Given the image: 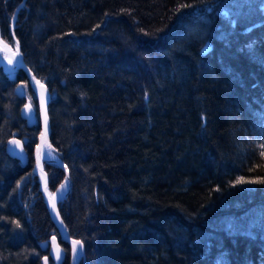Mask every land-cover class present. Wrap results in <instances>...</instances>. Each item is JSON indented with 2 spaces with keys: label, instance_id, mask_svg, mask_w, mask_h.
Here are the masks:
<instances>
[{
  "label": "trees",
  "instance_id": "16d2710c",
  "mask_svg": "<svg viewBox=\"0 0 264 264\" xmlns=\"http://www.w3.org/2000/svg\"><path fill=\"white\" fill-rule=\"evenodd\" d=\"M0 26L51 90L60 211L86 264H264V0H0ZM40 133L29 77L0 67V264H42L59 235ZM45 170L54 191L65 172Z\"/></svg>",
  "mask_w": 264,
  "mask_h": 264
},
{
  "label": "water",
  "instance_id": "95a60500",
  "mask_svg": "<svg viewBox=\"0 0 264 264\" xmlns=\"http://www.w3.org/2000/svg\"><path fill=\"white\" fill-rule=\"evenodd\" d=\"M2 40V30L0 26V41ZM12 54L14 61L9 64L6 63L3 58V49L0 45V67H3L5 71L7 72H13L17 70H23L29 77L30 84L32 87H34L35 91L37 92V98H38V109H39V115L40 120L42 124V131L39 139V144L36 148V154H35V160L36 165L34 168V171L37 175H40V170L44 173V178L40 175V183H41V189L46 197V200L49 204L50 214L51 217L60 233L61 239L64 242H67L71 249H72V257H71V264H81L82 260L86 256V246L85 243L78 238H75L71 235L65 220L61 214L60 211V204L69 197L71 191H72V180L70 172L67 168V165L64 163L62 159H60L55 153L54 155H47V152L49 150L53 151V146L51 143V115H50V102H51V90L48 88V86L43 83L41 80L37 79V77L34 75L33 71L29 68L27 65L24 56L21 52V47L19 44L18 52L17 47L16 49L12 48ZM40 81V84H37L36 81ZM43 85V87H41ZM41 93L44 94V101L43 105L41 102ZM29 106V105H27ZM34 108L31 107V111L28 110V107H24L23 109V116L29 121V123H33V119L35 116ZM45 114L47 116V123L45 124ZM47 129V130H46ZM43 136V139L41 138ZM12 140H18L16 138H12L8 142V151L9 153L16 157L17 159L22 160L24 165H27L29 161V155L27 152V149L25 147V143L22 140H18L21 142L23 151H21V147L18 145H13L10 143ZM13 145V146H12ZM43 161L46 163L48 162H54L61 166V168L65 171V180L62 185H64L63 188L61 186L55 191L53 196L52 203L48 199V188H49V178L46 170L43 167ZM52 249H51V257L54 258V260L57 262V264H62L63 260L65 259V253L61 245L58 243V239L56 236H53L52 239ZM73 241H81L80 245H73ZM48 243V242H47ZM44 245V249L48 247V244ZM57 249L60 253V259H56V252ZM75 249V250H74ZM47 257V261H45V257L42 259L43 264H50L49 256Z\"/></svg>",
  "mask_w": 264,
  "mask_h": 264
},
{
  "label": "bare ground",
  "instance_id": "6f19581e",
  "mask_svg": "<svg viewBox=\"0 0 264 264\" xmlns=\"http://www.w3.org/2000/svg\"><path fill=\"white\" fill-rule=\"evenodd\" d=\"M0 45H1V47H2V49H3V58H4V60H5V62L6 63H9V64H11L13 61H14V58H13V54H12V49H11V47L9 46V45H7L3 40H1L0 41ZM17 47V46H16ZM21 47V46H20ZM30 68V67H29ZM31 69V68H30ZM38 79V78H37ZM36 96H37V92H36ZM37 101H38V98H37ZM34 121H33V123L35 122V116H34V119H33ZM29 122V121H28ZM33 123H30V124H33ZM40 123H41V120H40ZM51 129H52V123H51ZM41 131H42V124H41ZM40 135H41V133H40ZM51 135H52V133H51ZM16 138V139H18V140H22L23 142H26V139L24 138V137H22L21 135H18V134H14V135H12V137H10V139L9 140H11L12 138ZM39 139H40V136H39ZM9 140L7 141V145H6V149H7V153H8V155L10 156V157H12V158H15V159H17L16 157H14V156H12L10 153H9V151H8V142H9ZM38 144H39V142H38ZM13 146V145H12ZM37 146L38 145H36V147H35V149H34V165H36V160H35V154H36V148H37ZM25 147H26V143H25ZM26 149H27V147H26ZM27 152H28V150H27ZM54 153H55V151H54V149H53V151L52 150H49L48 152H47V155H51V154H53L54 155ZM56 154V153H55ZM28 155H29V152H28ZM57 155V154H56ZM58 157H59V155H57ZM60 159H62L61 157H59ZM17 160H19V161H21L22 162V160H20V159H17ZM63 160V159H62ZM29 161H30V155H29ZM29 161H28V163H27V165L29 164ZM64 161V160H63ZM49 163V162H48ZM52 163H54V162H52ZM65 163V162H64ZM22 164H23V162H22ZM55 164H57V163H55ZM66 164V163H65ZM24 165V164H23ZM27 165H24V166H27ZM45 165H46V162L45 161H43V167H44V169H45ZM58 165V164H57ZM60 166V165H59ZM61 167V166H60ZM34 168H35V166H34ZM64 171V170H63ZM35 172V171H34ZM65 172V171H64ZM36 174V173H35ZM40 175L44 178V173H43V171L42 170H40ZM40 175H38L39 177H40ZM49 178V177H48ZM64 180H65V178H64ZM64 182V181H63ZM55 191L56 190H51L50 188H48V199H49V201L52 203V201H53V196H54V193H55ZM46 198V197H45ZM50 210V209H49ZM54 222V221H53ZM66 223V222H65ZM67 225V224H66ZM68 227V226H67ZM57 228V227H56ZM58 230V229H57ZM58 234L59 235H54V236H56L57 237V239H58V243H59V245H61V247L63 248V250H64V253H65V259L63 260V262H62V264H64L65 263V261L67 260V259H69V262H68V264H71V257H72V249H71V247H70V245L67 243V242H64L62 239H61V236H60V233H59V231H58ZM53 237V236H52ZM51 239L52 238H50L48 241H46L43 245H42V248L44 249V245L47 243L48 244V247L46 248V249H44L45 250V254H44V256H43V258L44 257H46V256H49V261H50V264H52V262L54 261L55 262V264H57V262L54 260V258L53 257H51V249H52V241H51ZM69 246H68V245ZM67 249H69V251H67ZM43 264V263H42ZM81 264H86V262H85V259H83L82 260V262H81Z\"/></svg>",
  "mask_w": 264,
  "mask_h": 264
},
{
  "label": "rangeland",
  "instance_id": "374dc122",
  "mask_svg": "<svg viewBox=\"0 0 264 264\" xmlns=\"http://www.w3.org/2000/svg\"><path fill=\"white\" fill-rule=\"evenodd\" d=\"M6 44L9 45L8 43H6ZM10 47H11V49L13 48L12 46H10ZM13 49H16V48H13ZM240 183L242 185H244V186H246V185L247 186H255L256 184H258L260 182L259 181H253V180H250V179H241ZM259 220H260L259 218H256V217L253 218V217H251L245 223L244 222L243 223L237 222L238 224L237 225H234V228L236 230H241L242 229V230H245V231H249L252 227H254L255 225H257L258 222H261Z\"/></svg>",
  "mask_w": 264,
  "mask_h": 264
},
{
  "label": "snow or ice",
  "instance_id": "6c2138e0",
  "mask_svg": "<svg viewBox=\"0 0 264 264\" xmlns=\"http://www.w3.org/2000/svg\"><path fill=\"white\" fill-rule=\"evenodd\" d=\"M18 48H19V42L17 41V52H18ZM36 83L37 84H40V81L37 80ZM41 87H43V85H41ZM43 101H44V94L41 93V102H42V105H43ZM26 107H28V110L31 111V106L30 105L29 106H26ZM46 123H47V116L45 114V124ZM41 138L43 139V136ZM10 143L13 144V145L20 146L21 147V151H23V148H22V145H21V142L20 141H18V140H12V141H10ZM261 155H264V153H261ZM260 182L264 183V181H260ZM18 187H19V185H18ZM63 187H64V185H61V188H63ZM14 223L16 224L17 227H20L19 221H14ZM72 243H73L74 246L75 245H80L81 244V241H73ZM44 259H45V261H47V257H45ZM56 259L57 260L60 259V253H59V250L58 249H57V252H56Z\"/></svg>",
  "mask_w": 264,
  "mask_h": 264
},
{
  "label": "flooded vegetation",
  "instance_id": "af4514ba",
  "mask_svg": "<svg viewBox=\"0 0 264 264\" xmlns=\"http://www.w3.org/2000/svg\"><path fill=\"white\" fill-rule=\"evenodd\" d=\"M68 245V244H67ZM52 264H55V262L53 261Z\"/></svg>",
  "mask_w": 264,
  "mask_h": 264
}]
</instances>
